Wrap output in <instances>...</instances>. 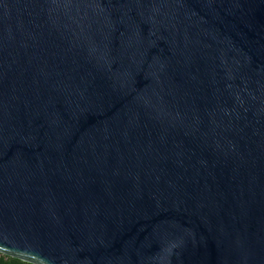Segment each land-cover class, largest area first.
Listing matches in <instances>:
<instances>
[{"label":"water","instance_id":"water-1","mask_svg":"<svg viewBox=\"0 0 264 264\" xmlns=\"http://www.w3.org/2000/svg\"><path fill=\"white\" fill-rule=\"evenodd\" d=\"M0 255L264 264V0H0Z\"/></svg>","mask_w":264,"mask_h":264},{"label":"trees","instance_id":"trees-1","mask_svg":"<svg viewBox=\"0 0 264 264\" xmlns=\"http://www.w3.org/2000/svg\"><path fill=\"white\" fill-rule=\"evenodd\" d=\"M0 264H28L20 260L0 255Z\"/></svg>","mask_w":264,"mask_h":264}]
</instances>
